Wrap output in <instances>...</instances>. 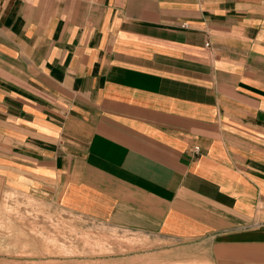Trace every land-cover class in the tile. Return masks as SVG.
<instances>
[{
  "label": "crops",
  "instance_id": "crops-1",
  "mask_svg": "<svg viewBox=\"0 0 264 264\" xmlns=\"http://www.w3.org/2000/svg\"><path fill=\"white\" fill-rule=\"evenodd\" d=\"M9 191L264 264V0H0Z\"/></svg>",
  "mask_w": 264,
  "mask_h": 264
},
{
  "label": "rangeland",
  "instance_id": "rangeland-1",
  "mask_svg": "<svg viewBox=\"0 0 264 264\" xmlns=\"http://www.w3.org/2000/svg\"><path fill=\"white\" fill-rule=\"evenodd\" d=\"M0 264H210L202 244L119 228L6 192L0 204Z\"/></svg>",
  "mask_w": 264,
  "mask_h": 264
},
{
  "label": "built area",
  "instance_id": "built-area-1",
  "mask_svg": "<svg viewBox=\"0 0 264 264\" xmlns=\"http://www.w3.org/2000/svg\"><path fill=\"white\" fill-rule=\"evenodd\" d=\"M207 46H209V44H207ZM199 151V148H196V152H198Z\"/></svg>",
  "mask_w": 264,
  "mask_h": 264
}]
</instances>
